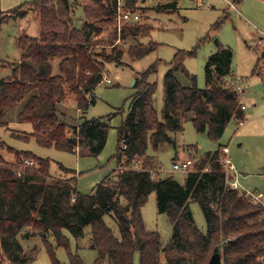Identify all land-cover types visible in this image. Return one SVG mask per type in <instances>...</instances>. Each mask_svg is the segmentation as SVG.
I'll list each match as a JSON object with an SVG mask.
<instances>
[{
  "label": "trees",
  "instance_id": "trees-1",
  "mask_svg": "<svg viewBox=\"0 0 264 264\" xmlns=\"http://www.w3.org/2000/svg\"><path fill=\"white\" fill-rule=\"evenodd\" d=\"M142 2L35 0L0 15V26L7 17L24 18L32 10L39 11L40 20V36H19L20 57L10 63V76H0V125L7 124L3 121L6 112L31 91L18 120L30 123L33 131L18 136L26 140L33 137L43 147L99 155L107 143L109 122L96 117L69 124L61 117L58 105L73 100L79 111L87 110L93 90L104 79L106 63L124 65L126 55L140 59L154 50L155 43L139 42L154 29L145 14L150 9L173 12L179 0L157 2L149 9ZM77 5L82 8L79 26L73 20ZM119 8L137 13L139 20H123L119 27ZM227 16L226 12L214 26L218 28ZM61 25L64 28L58 30ZM130 39L137 43L127 50L115 44ZM183 56L176 55L164 78L163 120L153 103L156 83L148 80L158 62L136 76L131 111L117 128L118 167L91 193L78 191L76 172L63 165L61 168L72 175L54 177L50 158L9 147L16 154V162H7L1 155L4 143L0 140V264H25L36 259V249L26 251L20 236L42 237L52 264L63 263L56 257L55 247L48 244V236L56 248L68 249L70 264H85L69 249L64 230H69L78 243L86 236L87 227L89 246L97 251L96 264H134L136 253L140 264H161L162 253L168 264H208L216 248L222 264H264V203H252L241 189L228 184L232 176L223 167L221 146L191 158L194 164L184 183L172 176L160 178L158 161L147 154L149 142L154 149L165 141L174 143L170 133L182 131L190 114L197 131H206L213 140L222 137L232 119L239 123L247 119L236 79L230 77L231 47L219 43L208 58L205 88L197 86L196 76L182 63ZM178 71L189 77L192 85H181ZM25 160L32 161L33 166L25 165ZM152 192H156L160 212L172 225L171 239L164 247L160 234L146 227L142 215ZM191 200L202 208L206 232L196 224ZM106 215L114 220L119 234L108 225Z\"/></svg>",
  "mask_w": 264,
  "mask_h": 264
},
{
  "label": "rangeland",
  "instance_id": "rangeland-1",
  "mask_svg": "<svg viewBox=\"0 0 264 264\" xmlns=\"http://www.w3.org/2000/svg\"><path fill=\"white\" fill-rule=\"evenodd\" d=\"M35 0H0V15H7L18 5L32 3ZM72 2L75 0H71ZM81 2L87 0H79ZM147 9L158 3L169 0H142ZM140 4V3H139ZM73 20L78 26L82 23V8L77 5ZM228 13L225 21L216 28L218 20ZM141 14V12H138ZM39 11L32 10L24 18L7 17L0 26V76L8 77L12 73L10 63L20 57L17 38L21 35L37 36L40 33L38 20ZM146 21L154 29L147 37L140 38L139 42L155 43V48L145 57L132 59L124 57V65L106 63L104 80L93 90L91 103L87 110L81 112L76 103L63 102L58 105L61 117L69 124H79L87 119L103 117L109 122L108 139L103 151L97 155L87 152H67L55 147L40 146L31 137L26 140L18 133H30L33 127L30 123L18 120L19 112L25 100L33 93L28 92L24 99L10 108L0 125V140L4 146L1 155L9 163L16 162V151H31L34 154L50 158L51 174L54 177H69L61 166L76 172V189L88 194L108 174L118 167L117 153V128L122 124L131 111L132 97L136 92L133 83L136 76L145 71L150 65L158 62L156 72L149 75L148 80L156 83L153 96L154 107L160 120H163L164 108V78L171 68V63L176 55L184 53L182 63L190 74L196 76L197 86L206 87L205 65L208 58L217 51L218 44L231 47L233 51L232 75L236 83L242 87L240 94L241 103L245 106L247 120L242 124L237 119H232L224 134L219 140H213L208 133L199 132L190 118L184 123L183 130L170 133L174 143L162 142L154 149L149 142L147 154L153 156L159 163L158 175L160 178L172 176L178 182L184 183L187 172L173 169L174 161H183L187 158H200L208 151L218 148H228L227 157L236 167L241 190L261 192L264 196V0H179L178 9L173 12H157L150 9L145 14ZM142 19V17H141ZM118 26L122 23L117 20ZM64 25L58 26L62 30ZM263 38V45H258ZM135 40L123 42L116 41L117 46L127 50ZM110 50V48H107ZM194 50L195 54L189 52ZM262 67V71H261ZM178 80L183 86L192 85L191 79L183 72H177ZM228 77V78H230ZM231 79V78H230ZM229 79V80H230ZM108 80V81H107ZM223 152L222 159L226 157ZM264 203V197H263ZM190 208L196 224L203 232L207 231L204 213L197 201H190ZM142 215L146 227L157 231L161 236L164 247L172 236V225L165 213L160 212L157 204L156 192H152L144 206ZM106 222L117 234L118 227L114 220L106 215ZM25 230L23 231V233ZM90 228H86V236L77 241L69 230L64 233L69 241V249L77 252L85 264H96L97 251L89 246ZM23 248L36 249L35 260L25 264H52L48 246L40 236L30 238L19 237ZM48 244L55 247L56 257L63 264H70L68 249L56 248V243L48 236ZM4 264H10L5 262ZM105 264H108L106 262ZM134 264H140L139 253L135 254ZM161 264H168L164 254L161 255Z\"/></svg>",
  "mask_w": 264,
  "mask_h": 264
},
{
  "label": "built area",
  "instance_id": "built-area-1",
  "mask_svg": "<svg viewBox=\"0 0 264 264\" xmlns=\"http://www.w3.org/2000/svg\"><path fill=\"white\" fill-rule=\"evenodd\" d=\"M117 20L119 23H121L123 20L137 21V20H139V15L137 13L130 11V10L123 11V10H121V8H119ZM258 45H263V38H260V40L258 41ZM236 90H237V92L242 91V88L239 84H237ZM242 108L245 109V106L243 105ZM242 123L243 122H240V124H242ZM123 147L126 148L127 147L126 144H123ZM223 152L225 153L224 155L226 156L224 158V160L222 159L223 167L225 168L227 174L232 176V178L228 180V184L232 188L241 189V185H240V182L238 180L239 173H238L236 167L234 166V164L227 157L228 148L224 147ZM24 163L27 166H33V162L30 160H25ZM193 164H194V161L191 158H187L183 161H174L173 169L176 171L188 173L189 171L192 170ZM152 175L154 177L156 176V172L154 170L152 171ZM242 191L244 193V196L247 199H249L252 203L263 204V197L264 196L261 192H254V191H247V190H242Z\"/></svg>",
  "mask_w": 264,
  "mask_h": 264
},
{
  "label": "water",
  "instance_id": "water-1",
  "mask_svg": "<svg viewBox=\"0 0 264 264\" xmlns=\"http://www.w3.org/2000/svg\"><path fill=\"white\" fill-rule=\"evenodd\" d=\"M262 56L264 57V53L262 54ZM135 82H136V79H134L133 83ZM208 264H222V257H221V253L218 248L215 249V252L212 255L210 262Z\"/></svg>",
  "mask_w": 264,
  "mask_h": 264
},
{
  "label": "crops",
  "instance_id": "crops-1",
  "mask_svg": "<svg viewBox=\"0 0 264 264\" xmlns=\"http://www.w3.org/2000/svg\"><path fill=\"white\" fill-rule=\"evenodd\" d=\"M38 20H39V15H38ZM39 25H40V20H39ZM40 27V26H39ZM40 30V29H39ZM40 36V33H39V35H37L36 37H39ZM19 51H20V53H21V49H20V47H19ZM264 53V51L262 52V54ZM263 57V56H262ZM264 58V57H263ZM261 71H262V67H261ZM242 88V87H241ZM243 91V90H242ZM246 109V108H245ZM247 120V119H246Z\"/></svg>",
  "mask_w": 264,
  "mask_h": 264
}]
</instances>
